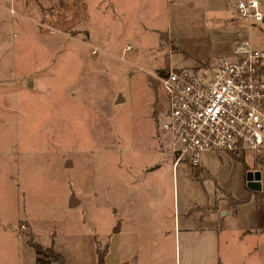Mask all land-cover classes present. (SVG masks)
Returning a JSON list of instances; mask_svg holds the SVG:
<instances>
[{
    "label": "rangeland",
    "instance_id": "374dc122",
    "mask_svg": "<svg viewBox=\"0 0 264 264\" xmlns=\"http://www.w3.org/2000/svg\"><path fill=\"white\" fill-rule=\"evenodd\" d=\"M236 3L0 0V264H37L28 233L64 264H173L155 231L172 223L157 220L163 202L242 194L249 169L261 191L235 198L260 193L263 219L264 159L203 151L210 174L181 162L173 182L160 123L171 67L213 66L243 39L264 46V23L248 27Z\"/></svg>",
    "mask_w": 264,
    "mask_h": 264
},
{
    "label": "built area",
    "instance_id": "2783aa9c",
    "mask_svg": "<svg viewBox=\"0 0 264 264\" xmlns=\"http://www.w3.org/2000/svg\"><path fill=\"white\" fill-rule=\"evenodd\" d=\"M236 5L249 26L263 21L260 0ZM233 51L213 67L171 68L158 78L167 100L161 129L175 164L199 170L203 151L264 159V49L243 39Z\"/></svg>",
    "mask_w": 264,
    "mask_h": 264
},
{
    "label": "crops",
    "instance_id": "0c3cea01",
    "mask_svg": "<svg viewBox=\"0 0 264 264\" xmlns=\"http://www.w3.org/2000/svg\"><path fill=\"white\" fill-rule=\"evenodd\" d=\"M260 2L264 11V0H260ZM235 11L238 16L237 6ZM262 23H264V17ZM251 26L248 25V27ZM258 46L261 47L260 45ZM261 48L264 49V46ZM216 152L219 153V151ZM156 153L157 155L161 154L160 151L155 150L147 154V156L154 157ZM168 160L171 161L169 167L174 182L178 164L181 162L175 164L172 154ZM243 160L244 170L249 169L245 158ZM257 161L259 160L254 158V165ZM151 165V163H147L144 164V167L153 168ZM199 170L203 177L210 174L202 160ZM251 170L258 171L255 169ZM243 187L245 191L242 194H235L224 189L231 197L221 196L219 192V195L211 202H209L210 199L208 197L207 199L204 197L200 203L188 204L182 207L173 203L171 208L163 202V207L155 213L157 220L170 219L172 223L170 227L159 225L155 231L171 247L173 264H264V217L261 219V215L258 216V209L260 211V198L258 196H260V193L255 194V196L252 195L246 202H238L237 199L246 198L248 191H257L246 187V177H244ZM250 203L253 204L251 209L253 215L245 217L242 213V208L245 209V206ZM225 216L237 219H232L233 223L225 225ZM117 230H119V225L114 228V231ZM235 249L236 251L234 252ZM35 254L34 260H37L39 256L41 257L39 253ZM53 261L47 264H52Z\"/></svg>",
    "mask_w": 264,
    "mask_h": 264
},
{
    "label": "trees",
    "instance_id": "16d2710c",
    "mask_svg": "<svg viewBox=\"0 0 264 264\" xmlns=\"http://www.w3.org/2000/svg\"><path fill=\"white\" fill-rule=\"evenodd\" d=\"M167 72L163 73L166 74ZM238 201V200H237ZM28 236V243L30 244V246H32L34 248V250L36 251V253H39L41 255H44L45 257H37V264H47L49 262L54 261H59L60 264H64V259L63 256L58 253L57 251L54 250L53 246L52 247H43L39 242H35L33 240H30V233L27 234ZM99 255V261L100 263H103V253H101L99 250L96 251Z\"/></svg>",
    "mask_w": 264,
    "mask_h": 264
},
{
    "label": "water",
    "instance_id": "95a60500",
    "mask_svg": "<svg viewBox=\"0 0 264 264\" xmlns=\"http://www.w3.org/2000/svg\"><path fill=\"white\" fill-rule=\"evenodd\" d=\"M116 101L118 103L122 102V98L119 96ZM246 187H249L252 190H261V183H260V172L248 170L246 176ZM76 203V199L74 197L70 198L69 206H74Z\"/></svg>",
    "mask_w": 264,
    "mask_h": 264
}]
</instances>
